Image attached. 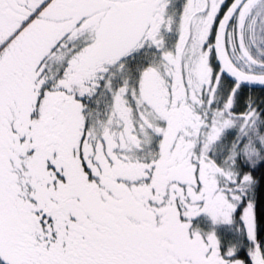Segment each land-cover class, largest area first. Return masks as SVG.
<instances>
[{"label": "snow or ice", "instance_id": "obj_1", "mask_svg": "<svg viewBox=\"0 0 264 264\" xmlns=\"http://www.w3.org/2000/svg\"><path fill=\"white\" fill-rule=\"evenodd\" d=\"M0 264H264V0H0Z\"/></svg>", "mask_w": 264, "mask_h": 264}]
</instances>
